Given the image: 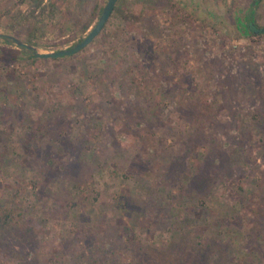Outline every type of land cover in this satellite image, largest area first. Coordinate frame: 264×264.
Returning a JSON list of instances; mask_svg holds the SVG:
<instances>
[{"label":"rangeland","instance_id":"1","mask_svg":"<svg viewBox=\"0 0 264 264\" xmlns=\"http://www.w3.org/2000/svg\"><path fill=\"white\" fill-rule=\"evenodd\" d=\"M104 2L0 0V34L63 48ZM115 3L74 53L0 57V264H141L183 236L190 264H264V31L236 28L264 0Z\"/></svg>","mask_w":264,"mask_h":264},{"label":"trees","instance_id":"2","mask_svg":"<svg viewBox=\"0 0 264 264\" xmlns=\"http://www.w3.org/2000/svg\"><path fill=\"white\" fill-rule=\"evenodd\" d=\"M253 3H255V1ZM115 4L113 6V9L115 8ZM251 7L252 6L250 5L248 11L244 14L243 20L240 21L238 24L236 23V28L239 29V25L242 26V29H244L247 34L255 33V31H253L251 26L258 27L254 18L252 17ZM87 25H88L87 23H84L82 25L83 29H85L87 27ZM0 40L1 41H8L9 39L4 34H0ZM27 42H30V41H27ZM20 55L21 56L25 55L26 57H30V58H36L35 55L32 53L31 49H28V48L23 47V46H21L20 49L0 48V57L1 58L5 57V58H9V60H15ZM190 155L196 157L198 154L195 151V152L191 153ZM14 219L16 221H18L20 219V213L19 212H14L12 209H9V208L0 207V223L1 224L5 225V224L13 221ZM191 224H193V223H191ZM178 241L179 242H177V243L173 242L172 240L167 241L163 248H158V247L153 246L152 244L147 243L144 247H142L143 253H142L141 259H140L141 264H190L189 258L187 256H184L185 255L184 253H182L180 255V252L183 251V248L186 247V243H189L188 239L183 236ZM176 246L177 247L179 246L178 250H180V248H181V251H178V250L176 251V248H177ZM191 247H192V245H187V249L191 248ZM209 247H205V249L203 247L202 250L205 252L209 251V249H210ZM167 251L170 254H172V256L169 258H167L168 257L167 256L168 254L166 253ZM179 256L183 260L180 259ZM210 260H214L213 257H210V255H205L204 257H203V255L202 256L198 255L197 258L194 259V262L196 264H209ZM181 261H183V263ZM192 261H193V259H192Z\"/></svg>","mask_w":264,"mask_h":264},{"label":"water","instance_id":"3","mask_svg":"<svg viewBox=\"0 0 264 264\" xmlns=\"http://www.w3.org/2000/svg\"><path fill=\"white\" fill-rule=\"evenodd\" d=\"M115 1L116 0H105L95 22L91 25V27L87 30V32L79 40L63 48L38 51L36 50V47L33 44L26 43L14 35L11 34H4V35L10 38L16 45L31 49L32 53L36 57H58L62 55H68L81 49L98 34V32L101 30L104 23L106 22L107 18L109 17L111 10L113 9V6L115 4ZM251 27L255 32L264 31V26H260V27L251 26Z\"/></svg>","mask_w":264,"mask_h":264}]
</instances>
